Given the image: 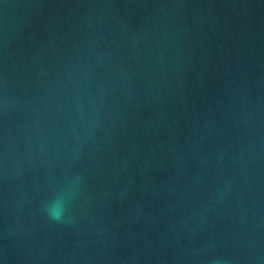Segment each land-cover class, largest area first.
<instances>
[{"label":"water","instance_id":"1","mask_svg":"<svg viewBox=\"0 0 264 264\" xmlns=\"http://www.w3.org/2000/svg\"><path fill=\"white\" fill-rule=\"evenodd\" d=\"M0 264H264V0H0Z\"/></svg>","mask_w":264,"mask_h":264},{"label":"clouds","instance_id":"2","mask_svg":"<svg viewBox=\"0 0 264 264\" xmlns=\"http://www.w3.org/2000/svg\"><path fill=\"white\" fill-rule=\"evenodd\" d=\"M63 206L59 201H54L48 207V213L51 219L59 221L63 215Z\"/></svg>","mask_w":264,"mask_h":264}]
</instances>
